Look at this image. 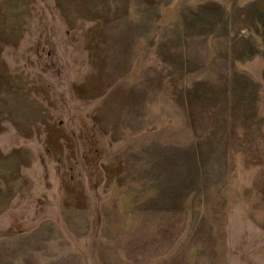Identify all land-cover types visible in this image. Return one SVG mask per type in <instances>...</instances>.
<instances>
[{"label": "rangeland", "instance_id": "rangeland-1", "mask_svg": "<svg viewBox=\"0 0 264 264\" xmlns=\"http://www.w3.org/2000/svg\"><path fill=\"white\" fill-rule=\"evenodd\" d=\"M0 264H264V0H0Z\"/></svg>", "mask_w": 264, "mask_h": 264}]
</instances>
